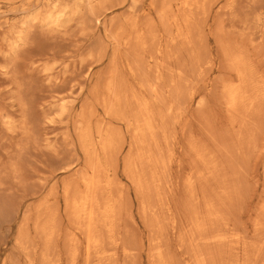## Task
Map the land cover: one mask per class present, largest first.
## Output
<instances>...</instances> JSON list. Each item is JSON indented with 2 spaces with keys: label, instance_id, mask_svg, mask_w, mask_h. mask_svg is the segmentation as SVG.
I'll list each match as a JSON object with an SVG mask.
<instances>
[{
  "label": "rangeland",
  "instance_id": "374dc122",
  "mask_svg": "<svg viewBox=\"0 0 264 264\" xmlns=\"http://www.w3.org/2000/svg\"><path fill=\"white\" fill-rule=\"evenodd\" d=\"M0 264H264V0H0Z\"/></svg>",
  "mask_w": 264,
  "mask_h": 264
},
{
  "label": "bare ground",
  "instance_id": "6f19581e",
  "mask_svg": "<svg viewBox=\"0 0 264 264\" xmlns=\"http://www.w3.org/2000/svg\"><path fill=\"white\" fill-rule=\"evenodd\" d=\"M56 20H57V19H56ZM232 88H233V87H232ZM237 88H238V87H237ZM237 88H236V89H237ZM239 88H240V87H239ZM239 88H238V89H239ZM228 90H229V89H228ZM233 90H234V89H233ZM240 90H242V89H239V91H240ZM237 91H238V90H237ZM237 91H235V90H234V91H231V88H230V90H229L230 95H229V93H228V94L226 93V94L231 98V102H232V101L234 102V100L237 98V97H236V95H237ZM229 97H228V98H229ZM239 97H240V95H239ZM229 100H230V99H229ZM239 101H240V100H239ZM239 103H240V102H239ZM232 104H233V103H232ZM234 104H235V103H234ZM234 106H235V105H234ZM232 108H233V107H232ZM236 110H237V109H236ZM130 123H131V122H130ZM109 143H110V142H109ZM87 183H88V182H87ZM105 184H106V182H105ZM108 184H109V183H108ZM105 187H106V186H105ZM89 193H90V192H89ZM90 195H91V194H90ZM86 197H87V196H86ZM87 198H88V197H87ZM90 198H91V197H90ZM88 200H89V199H88ZM84 202H85V201H84ZM88 203H89V202H88ZM88 203H87V204H88ZM78 205H79V204H78ZM81 205H82V204H81ZM79 206H80V205H79ZM82 208H84V207H82ZM108 209H109V208H108ZM86 210H87V209H86ZM105 211H106V210H105ZM108 211H109V210H108ZM109 216H110V215H109ZM109 218H110V217H109Z\"/></svg>",
  "mask_w": 264,
  "mask_h": 264
}]
</instances>
